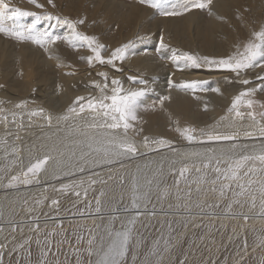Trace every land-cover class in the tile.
Here are the masks:
<instances>
[{
    "label": "bare ground",
    "instance_id": "obj_1",
    "mask_svg": "<svg viewBox=\"0 0 264 264\" xmlns=\"http://www.w3.org/2000/svg\"><path fill=\"white\" fill-rule=\"evenodd\" d=\"M38 2L45 6L43 8L31 7L35 10L48 8L44 0H38ZM53 3L55 7L51 6L47 9L48 13L53 16L62 15L60 17L67 16L72 20H85L83 25L77 26L78 30L88 35L97 36L100 43L107 46L103 55H109L113 48L128 41L136 42L135 54L130 53L128 58L122 64H119L123 71L117 72L111 69L110 66L94 65L89 67L85 60H82L81 64H76V59L65 60L62 58L65 50H60L59 42L47 45L48 51H45L40 46L41 50L30 43H21L18 49L15 46L16 44L0 38V101L4 102L0 104V107H3L5 114L8 115V113L15 111L13 109L16 108L15 105L20 103V101H27V107L24 110L28 111L29 114L34 110L43 108L45 112L51 113L53 116L52 126L48 128L43 127L45 126L43 116L32 117L38 120L39 127L29 135L32 140L37 138V140H34L35 144H32L33 142L28 143L29 139L27 140L26 137L28 133H24L25 138L20 139L21 142L0 147V229H2L0 230V245H3V247H0V254H2L0 255V264L5 263L4 261L9 259L13 250L19 247L24 235L26 237L34 235V232H37L35 230L37 225L40 230V227L46 225V223H53V221H47L46 219L48 218L36 219L34 217L35 220H29V222L28 218L24 219L25 216H19L24 204L27 202H30V204L36 203L35 199L38 194L46 195V199L52 200L51 196L62 184H71V181H76L73 178L81 180L87 178L86 180L88 181L94 179V173H99L104 178L117 177L114 181L96 184L99 192H103L105 198L111 199L117 192H121L122 188H128V185H121V178L125 179V175L126 177L130 176L128 172H131V177H134L140 167H146L147 171L144 173L147 175L157 167H162L164 171L167 167L178 168L184 164L182 162L163 163L160 160L145 166V162L167 147L148 151L137 143L140 155L135 158L122 159L119 162L109 164L96 161L93 155L91 160L101 163L100 166L95 167L97 163L94 162L86 164L82 166L83 172L79 170L81 167H76V158L71 153L75 151V154H81L80 146L69 142L70 138L67 134L69 124L63 121L57 124L56 117L58 115L56 113L63 114L76 96L97 94V90L94 89L91 82L101 79L96 75L98 72L107 71L110 78H120L125 88L144 87L143 84L129 81V76H137L138 80L147 81V87L152 89V91L142 98V104L153 93L169 96L170 99L163 104L164 111H167L168 118L173 119L177 127L191 125L197 129L203 128L206 131L209 130L210 126L215 128L216 131H231L232 129L227 127V122L220 121V117L226 114L232 97L242 87L264 85V81L255 78L257 75H264V70L262 69H252L243 74L240 78L248 79L251 77L252 81L251 84L243 86L239 83L240 78L228 70L189 67L182 62L177 63L170 59L173 51L177 54L190 52L201 56L217 57L229 54L237 43L246 40L250 32L253 29H258L264 22V0H212L210 5L211 15L209 10L208 13L203 10H194L183 16L176 17L156 16L157 12L154 9L141 5L138 1L129 4L122 0H54ZM220 17H223V19H220ZM52 25H55V19L50 20V27ZM59 28L67 29V37L70 36L71 30L66 25H59ZM51 30L56 32L57 27ZM161 36H163L164 42L168 47L160 50L162 60H159L152 53L144 52L157 45ZM138 37H143L144 39L141 41L137 39ZM105 51L107 52L106 54ZM65 52L67 53V51ZM78 52L79 56L91 54L86 46L78 47ZM43 53H48V55L41 57ZM169 79L172 80L174 85L192 80H201L207 83L204 88L183 89L173 86L166 89L165 86L169 84ZM213 89H219V91H213ZM255 98L264 102V91H257ZM141 115V110H139L138 116ZM163 116L164 114L161 113L152 114L142 125L136 124L149 134L155 133L164 136L167 134V129L165 128L168 125L167 121L163 120ZM217 123L220 125L218 128L215 127ZM22 124L26 123L22 122ZM31 131L32 129L27 130V132ZM242 136L241 133V138L237 143L244 145ZM65 138H67L66 141L63 140ZM171 139L173 140V138ZM184 141L180 140L179 143L175 141L173 144L178 147V149L174 148L177 154L183 153L184 149L182 148L184 147L200 152H205L207 148L213 147L219 151L220 148H227L231 143L213 142L209 145ZM54 144L64 155L58 157L62 161L59 167L54 168L50 164L48 170L40 174L45 184L44 187L40 188L37 185H32L28 186L27 190H13L14 192L3 195V187L7 184L8 179L5 172L7 171L9 175H14L17 170H21L17 169L19 162L7 168L6 166L9 162L16 159L18 155L19 161L27 166L29 163L28 158L32 159L38 155L42 156ZM13 147L20 149V151L23 150V152L20 154L12 153L11 149ZM155 147L153 145V148ZM6 150L8 153L7 158H5ZM53 154L56 155V153ZM145 155L147 157L141 158V156ZM199 158L196 157L195 161L190 163L200 164ZM83 173H86V175L84 176ZM139 181L144 184V181L140 179ZM51 183L54 184L50 185ZM86 188L87 186L84 187V189ZM145 192L149 193L150 189L146 188ZM104 196H102V199ZM42 205H44V202L38 204L37 208L39 209L32 212H39ZM144 207L145 205L140 206V208ZM129 216H133V213L130 212ZM242 222H244L243 218H239L240 228L244 226ZM10 230L12 233L8 237L7 234ZM118 230L121 231L123 229L119 228ZM6 236L9 240H7Z\"/></svg>",
    "mask_w": 264,
    "mask_h": 264
},
{
    "label": "snow or ice",
    "instance_id": "obj_2",
    "mask_svg": "<svg viewBox=\"0 0 264 264\" xmlns=\"http://www.w3.org/2000/svg\"><path fill=\"white\" fill-rule=\"evenodd\" d=\"M48 4L55 7L53 0H47ZM141 5H146L154 9L159 15L164 17L183 16L194 10H209L211 15L210 5L212 0H138ZM30 3L37 8H43L38 0H30ZM24 18H32L31 22H22ZM42 19L53 20L57 24L66 25L70 30V36L65 39L73 47H87L90 50V55L81 56L80 59L85 60L89 67L94 65L110 66L111 69L117 72H122V67L119 64L124 62L129 54H135L136 42L128 41L118 47L113 48L110 54L103 55L106 45L100 43L95 35H88L78 30V25L85 23L84 19L72 20L68 17L53 16L51 13L40 14L33 11L23 10L19 7H13L7 0H0V34L14 39L17 42L31 41L48 51L47 45L55 44L62 37L54 35L50 30H39L38 24ZM223 19V17H220ZM52 25L51 27H55ZM138 40H143V37H138ZM160 49L168 47L164 42L163 36L160 38ZM170 59L177 63H183L189 67H206L209 69H224L235 73L238 78L247 73L251 69L264 70V24H261L258 29H253L249 37L237 43L234 49L224 56H209L198 55L190 52H181L177 54L173 51ZM100 80H93L92 86L97 90L95 95L76 96L72 103L67 107L66 111L56 117L57 124L61 121L69 124L67 128L68 137H78V139H70L69 142L74 145H79L81 150V158L94 155L95 160L104 163H116L122 159H132L140 155V150L135 140V135L143 132V129H137L135 123L139 120L138 111L142 107V98L152 91L147 87V81L138 80L137 76H129L128 80L133 83L143 84L140 88H125L123 81L118 77H109V72L100 71L96 74ZM257 80L264 81V75H257ZM169 87H180L183 89L204 88L206 81L192 80L184 81L179 85H174L172 80L168 81ZM239 83L247 86L252 83L251 80L240 78ZM206 90V89H205ZM219 91V89H213ZM257 91H264V85L256 87H242L236 95L232 97L231 104L227 108L224 116L220 117V121L227 122V127L231 131L221 132L216 131L211 127L208 131L205 129H197L191 125L185 127H177L176 131L180 136L188 141L193 142H231L227 148L209 147L205 152H193L185 154V158L200 157V166L195 164H182L180 168H172L170 171L177 174L174 181L178 188L181 181L188 182V174L195 168L197 173H202L193 183L197 184V192L200 191V186L210 183L209 189L213 193H218L223 197L227 191L233 192V201L227 205L231 211L233 204L244 207L245 204L250 205L251 209L256 208L257 199H259L260 211L257 215L264 217V102L257 100ZM169 96H161L159 103L163 106ZM0 101V104H3ZM27 101H20L15 107L23 109L27 107ZM207 107V106H205ZM5 109L0 107V119L7 125V115ZM15 119L16 113H12ZM33 116H43L48 126H52L53 116L51 113L45 112L43 108L32 111L29 114V119ZM247 120L248 124L243 131V137L246 139L259 141L252 145H241L237 141L241 138V127L243 122ZM179 125V122L177 121ZM217 123L215 126L218 128ZM23 127V125H18ZM134 133V135H130ZM17 139L20 137L17 136ZM2 143L7 145V140ZM173 141L164 137L152 138L147 135L143 136L141 144L148 151H155L159 148L170 147ZM153 145L156 147L153 148ZM86 149V151H85ZM173 152L176 149H172ZM12 153L19 152V149L13 147ZM53 153H56L54 155ZM75 155V151L71 153ZM7 150L5 158H7ZM64 153L54 144L51 148L43 153L42 156H36L29 160L26 168L15 175H9L5 187L14 188L19 185H30L34 181L39 183V175L48 170V166L52 164L59 167L62 161L58 157H62ZM19 157L13 159L6 166L17 164ZM22 163V162H21ZM211 170L209 173L208 170ZM81 172L84 169H79ZM209 174H214L215 178L211 181L206 179ZM123 182V178H121ZM82 183V182H81ZM91 184H96V179H90ZM104 183V181H101ZM154 179H145L144 184H141L138 178L134 177L132 206L137 209L135 215L128 219L127 227L121 231L107 233V239L104 236L90 237L87 241V252L89 256L96 255L98 257L96 264H125V257L132 248L133 244V227L137 219L142 215L139 211L140 205L148 198V192L142 191L145 185L151 186ZM218 185V187H217ZM235 186V187H234ZM238 189V190H237ZM62 192H75L72 184H62ZM77 196L79 192H75ZM86 194V191H85ZM167 189L161 194V198L168 196ZM192 191L189 188L187 196L191 198ZM103 196V192H101ZM241 198H246L241 200ZM42 203V201H37ZM52 205L58 206V201L53 199ZM97 211L101 203L100 198H96ZM154 214V213H151ZM244 221L250 217L247 213L242 214ZM2 230V229H0ZM35 230H39L38 225ZM3 247V245H0ZM164 251H167V246ZM2 255V254H0ZM43 256H47V251H42ZM152 256H161L162 252L154 247L150 253ZM41 264H45L41 261ZM145 264H151L150 261H145ZM156 264H162V259Z\"/></svg>",
    "mask_w": 264,
    "mask_h": 264
},
{
    "label": "rangeland",
    "instance_id": "obj_3",
    "mask_svg": "<svg viewBox=\"0 0 264 264\" xmlns=\"http://www.w3.org/2000/svg\"><path fill=\"white\" fill-rule=\"evenodd\" d=\"M122 1L130 4L135 1L137 2L138 0ZM7 2L13 7L17 6L23 10L33 11L40 14L48 13L47 9L52 6L48 4L47 0H44V3L48 5V8L45 7L44 10H35L31 7L35 5L30 3V0H7ZM203 11L208 13L207 9ZM156 16L161 15L156 13ZM31 19L32 18H24L22 22L29 23L31 22ZM56 23L55 20V28L57 27L56 32L51 30L54 29V27H50V20L42 19L37 27L41 31L47 29L52 31L53 34L55 32V35L61 36L62 39L57 41L60 44V50L67 51V53L65 51V53L63 52L64 55L62 58L67 61L68 59H76V64H81L82 59H80L81 56H79L78 47H73L67 42L68 40L65 39L67 37V29L63 30L59 28L60 24ZM262 24H264V22ZM112 30L111 32H113ZM0 38H4L7 42L16 44L15 46L18 49L21 43H30L33 46H36L37 49L42 48H39L36 44L34 45L31 41L17 42L3 34H0ZM159 44L160 42L144 53H152L157 59L162 60ZM42 50L45 49L42 48ZM106 53L107 52L105 51V54ZM42 55L43 56L41 57H45L48 53H43ZM248 79L251 80V77ZM165 88L169 89L171 87L167 84ZM160 97V94L153 93L147 101L142 104L140 109L142 115L138 116L139 120L136 123L142 125L152 114H164L163 120L167 121L168 125L165 128L167 129V134L164 136L155 133L149 134L141 126H138L135 123L137 129H143L142 133L135 135V140L139 145H142V138L147 135L152 138L164 137L165 139L173 141V143L170 147L163 149L158 155L144 164L145 166H148L155 161L161 160L163 163L182 162L191 166L193 164L190 162L195 161L196 157L185 158V154L200 151L184 147L182 148L184 149L183 153L177 154V151L173 152V148L178 149L177 146L173 145L175 141L176 143H179L180 140L183 141L184 139L176 131L177 126L175 121L168 118V113L167 111H164V106L160 105ZM13 110L15 111L8 113V115L5 113L2 114L7 115L8 126L5 125L2 119H0V147H2V145L3 147L6 146L2 143L5 139L7 140V145H14L21 142L22 138H25L26 133H28L26 134L27 140L29 139L27 142H33L32 144H35L34 140H37V138L32 140L29 135L39 128L38 120L36 118L33 119L32 117L29 119V112L24 110V108H15ZM13 112L16 113L15 119H13L12 116ZM203 112H205V110H203ZM56 114L59 116L62 113ZM22 122L26 124L23 125ZM20 124H22L23 127H18ZM44 124L45 126L43 127H49L46 121ZM44 124L42 123V125ZM247 124L248 121L245 120L243 122V129L242 127L240 129L242 135ZM26 129H32V131L27 132ZM131 134L134 135V133H130V135ZM18 135L21 138L17 139L16 137ZM171 138H173V140ZM66 139L67 138L63 140L66 141ZM70 139L78 138L71 137ZM184 142L188 141L185 140ZM242 142L244 144L252 145L255 141L246 139L242 136ZM194 143L211 145L213 142ZM255 143H258V140ZM21 152H23V150L20 151L19 149L18 154ZM74 157L76 158V167H82L93 162L97 163L94 160H91L93 155L86 156L82 159L81 154L76 153ZM145 157H147V155L141 156V158ZM30 159L31 158H28V160ZM100 165L101 163H97L95 167ZM196 166H200V164ZM25 167L26 165L23 162H19L17 169ZM170 169L172 168L167 167L163 171L162 167H157L146 175V173H144L147 171L146 167H140L139 171H137L134 176L142 181H145V179H154V183L150 187L145 185L142 189V191H145L146 188H149L150 192L148 193V198L141 203V205H145V207L139 208L142 215L137 219L133 227V244L125 257V264H145V261H150L151 264H156V262L161 259L162 264H264V217L257 215L260 211L259 199H257L255 209H251L248 204H245L244 207L233 204L231 211H229L227 205L234 199L231 190L227 191L223 197H220L218 193L211 192L209 190L211 188L210 183H206L201 185L200 191L197 192V184L192 181L202 173H197L195 168H193L188 174V182L181 181L177 188L174 184L177 174L170 171ZM19 171L21 170H17L14 175ZM208 171L211 173L210 169ZM128 173L130 176L126 177L125 175V179H123L124 182H121L122 186L125 184L128 185V188H122L121 192H117V194L113 195L111 199L105 198L104 195L102 199L97 185H99L101 181H104V183L106 181H114L117 177L104 178L101 174L94 173L93 178L96 179L97 185L91 184L90 180H86L87 178L82 180L79 178H73L76 181H71V184L75 188V192L80 193L79 196L73 191L62 192L60 190L61 186L58 187L53 193V196H51L52 200L55 199L59 202L58 206L52 205V200L46 199V195L43 196L42 194H38L35 199L36 203L30 204V202H27L24 204L19 216H25V220L28 218V221H32L35 220L34 217L36 219L48 218L46 220L53 221V223H46V225L40 227L39 231L34 232V235L32 234L33 236L26 237L24 235L22 243L19 244L18 248L13 250L9 259L4 261L5 263L3 264H41V261H44L45 264H96L98 257L96 255L89 256L87 252L88 239L93 236H104L105 239H107L108 232L119 231V228L123 229L127 226L128 219L133 217L137 211L132 206L134 177H131V172ZM83 175L85 176L86 173H83ZM214 178V174L206 176L208 181H211ZM38 179L39 183L34 181L30 185H19L14 188L4 186L3 195H8V193L13 190H27V187L32 185H37L40 188L44 187L45 184L40 175ZM52 184L54 183H51L50 185ZM86 186L87 188L84 189ZM189 188H191L192 191L190 199L187 196ZM165 189H167L169 195L161 198V194ZM97 197H99L101 201L99 211H97ZM244 199L246 198H241L242 202ZM37 201L44 202V205L40 207L39 212L35 213L32 211L39 209L37 208V205L41 204L37 203ZM130 212L133 213V216H129ZM243 213H247L250 218L247 221L242 222L244 226L240 228L239 218L242 219ZM11 233L10 230L7 234L8 237ZM8 237L7 240H9ZM166 246L167 251H164ZM154 247L162 252V257L150 255ZM42 251H47L46 257L42 255Z\"/></svg>",
    "mask_w": 264,
    "mask_h": 264
}]
</instances>
